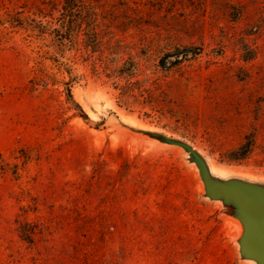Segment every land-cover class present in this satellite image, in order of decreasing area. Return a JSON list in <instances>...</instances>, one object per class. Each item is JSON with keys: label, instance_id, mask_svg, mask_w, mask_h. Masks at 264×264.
<instances>
[{"label": "rangeland", "instance_id": "374dc122", "mask_svg": "<svg viewBox=\"0 0 264 264\" xmlns=\"http://www.w3.org/2000/svg\"><path fill=\"white\" fill-rule=\"evenodd\" d=\"M81 1L0 0V264H264V0Z\"/></svg>", "mask_w": 264, "mask_h": 264}, {"label": "trees", "instance_id": "16d2710c", "mask_svg": "<svg viewBox=\"0 0 264 264\" xmlns=\"http://www.w3.org/2000/svg\"><path fill=\"white\" fill-rule=\"evenodd\" d=\"M81 0H63L62 9L60 11L59 17L56 19V23L53 24L52 21H48L47 23L43 24L41 21L36 22L35 20H29L28 28L30 30L35 31L37 30L41 34H50L54 35L56 40L59 42V47L64 48L66 46L67 41H71L72 36L75 33H78V30L80 28V20L76 17V13L78 12V8L81 4ZM17 21H12L10 24H16ZM61 50V49H60ZM189 51L188 49H182L177 50V53L174 55H169V57H173L174 60L171 62V66L176 65L180 62L181 58L187 57ZM195 55L196 53L193 52ZM55 60V59H54ZM57 61V60H55ZM161 68H166L165 60L162 59L160 62ZM123 71L120 74L123 76L124 74V68ZM39 72L41 73L40 69H36V76L32 79V85H37L36 81L38 79ZM120 75V76H121ZM132 73H129L126 75L125 78V84L119 85V101L120 104L130 107L135 104L139 105H150L151 106V99H153L151 91H146L141 86H138V82L132 81L131 78ZM65 86V91L67 94L68 100H70L79 110V115L84 119L88 120V117L85 113H83L82 109L74 102L72 99V95L70 92L69 82H63L62 83ZM240 156V155H239ZM27 238L26 240H30V237L25 235Z\"/></svg>", "mask_w": 264, "mask_h": 264}, {"label": "water", "instance_id": "95a60500", "mask_svg": "<svg viewBox=\"0 0 264 264\" xmlns=\"http://www.w3.org/2000/svg\"><path fill=\"white\" fill-rule=\"evenodd\" d=\"M249 242L251 247L264 253V204L253 206V217L249 227Z\"/></svg>", "mask_w": 264, "mask_h": 264}]
</instances>
